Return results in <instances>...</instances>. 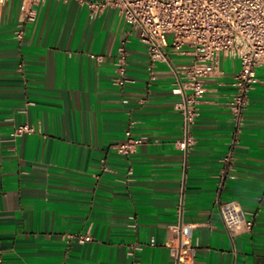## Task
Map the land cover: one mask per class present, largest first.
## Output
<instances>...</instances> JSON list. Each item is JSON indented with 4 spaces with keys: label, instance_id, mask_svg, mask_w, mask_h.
I'll return each mask as SVG.
<instances>
[{
    "label": "crops",
    "instance_id": "0c3cea01",
    "mask_svg": "<svg viewBox=\"0 0 264 264\" xmlns=\"http://www.w3.org/2000/svg\"><path fill=\"white\" fill-rule=\"evenodd\" d=\"M87 1L99 0H0V264H167L180 192L195 225V264H264V70L225 174L240 63L220 54L183 166L170 65L151 64L116 9L92 14ZM23 123L33 131L11 137ZM127 131L143 138L130 156L115 148ZM226 203L252 226L227 230ZM83 233L91 239L81 243Z\"/></svg>",
    "mask_w": 264,
    "mask_h": 264
},
{
    "label": "built area",
    "instance_id": "2783aa9c",
    "mask_svg": "<svg viewBox=\"0 0 264 264\" xmlns=\"http://www.w3.org/2000/svg\"><path fill=\"white\" fill-rule=\"evenodd\" d=\"M92 14L111 7L137 34L145 46L151 64L168 63L174 74L173 93L179 95L177 108L182 117L181 135L175 146L182 151V165L187 166L188 153L195 144L193 124L206 90V78L221 73V53L237 58L239 70L234 76V92L230 110L234 120L231 148L222 157L223 173L233 167V149L238 142L244 111L250 90L256 82V72L264 70V0H99L87 1ZM32 19V13L27 16ZM21 35V30L17 36ZM117 83L124 81L127 50L118 48ZM188 54L191 61L171 64L170 54ZM33 131L23 123L11 137ZM142 137L126 132L124 141L115 145L116 150L130 156ZM184 193L180 192L176 206L177 219L168 225L164 242L170 261L167 264H195L196 245L193 242L194 223L184 217ZM245 211L233 203L220 207V215L227 230L232 231L243 223L247 228L252 220ZM81 243L91 239L88 233L75 234ZM154 240H151V245Z\"/></svg>",
    "mask_w": 264,
    "mask_h": 264
}]
</instances>
